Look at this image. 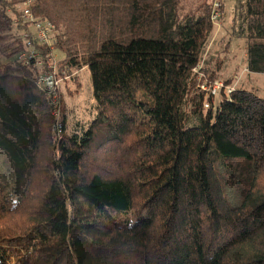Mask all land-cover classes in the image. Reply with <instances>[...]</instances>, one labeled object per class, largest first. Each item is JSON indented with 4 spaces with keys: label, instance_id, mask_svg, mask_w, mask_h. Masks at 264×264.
<instances>
[{
    "label": "trees",
    "instance_id": "1",
    "mask_svg": "<svg viewBox=\"0 0 264 264\" xmlns=\"http://www.w3.org/2000/svg\"><path fill=\"white\" fill-rule=\"evenodd\" d=\"M29 2L55 26L41 65L20 59ZM214 9L0 0V264H264V99L202 88L223 66L200 68ZM232 24L264 74V0H237ZM84 68L96 116L72 133L62 116L57 136L39 77L78 88Z\"/></svg>",
    "mask_w": 264,
    "mask_h": 264
},
{
    "label": "rangeland",
    "instance_id": "2",
    "mask_svg": "<svg viewBox=\"0 0 264 264\" xmlns=\"http://www.w3.org/2000/svg\"><path fill=\"white\" fill-rule=\"evenodd\" d=\"M213 2L215 5H220V17L215 21L214 30L203 51L200 64L201 69L213 68L219 60L218 58H222L223 63L226 64L230 59L228 50L230 52L233 51V53L236 51L238 53V58H242L244 56V50L247 47L244 38L233 37L232 23L235 17L237 0H213ZM222 4L223 11L221 10ZM23 7V5L20 6V8ZM30 30L33 31L32 28ZM16 35L22 36V32ZM229 42L231 43L230 49L228 46ZM76 75L78 76L80 86L77 88L75 82L67 81L60 91V116L57 117V119L66 116L67 131L69 133L76 131L81 132L83 128L90 125L91 121L96 116V101L93 96L91 72L88 68H84ZM201 77L204 81H208L205 74H202ZM235 80H239V75L235 77ZM220 81L224 82L223 80ZM55 132L57 136L61 135L58 133V129H56Z\"/></svg>",
    "mask_w": 264,
    "mask_h": 264
},
{
    "label": "built area",
    "instance_id": "3",
    "mask_svg": "<svg viewBox=\"0 0 264 264\" xmlns=\"http://www.w3.org/2000/svg\"><path fill=\"white\" fill-rule=\"evenodd\" d=\"M22 9V20L23 23L28 24L33 31L22 33V39L25 42L27 50L21 53L20 59L23 60L27 65L31 64L32 60L38 65H41L42 62L40 60V53L34 49L35 42L39 44L51 45L53 43V37L55 34V26L47 21H41L34 16L31 11L32 2L26 3L23 5ZM219 7L218 4L215 5V9L213 11L212 19L215 21L220 17L219 15ZM67 81H71V76L64 73V76H57L56 71L42 74L39 77L38 85L44 91L48 93V97L54 105V115L57 117L60 116V91L63 88L64 84ZM225 87L224 82L220 80L214 81L213 84L205 81L202 85V88L211 93L212 95H217L223 88ZM229 91H233L235 88L233 86L228 87ZM57 129L58 133H62V126L60 123V119H57Z\"/></svg>",
    "mask_w": 264,
    "mask_h": 264
},
{
    "label": "crops",
    "instance_id": "4",
    "mask_svg": "<svg viewBox=\"0 0 264 264\" xmlns=\"http://www.w3.org/2000/svg\"><path fill=\"white\" fill-rule=\"evenodd\" d=\"M228 44L230 49L231 43L229 42ZM228 53H230V59L226 64L223 63L219 73V79L224 82L231 81L230 85L234 88L253 92L264 99V74L251 73L248 70L247 47L244 50V56L242 58H238L236 51L233 53V51L230 52L228 50ZM237 75H239V80H235Z\"/></svg>",
    "mask_w": 264,
    "mask_h": 264
}]
</instances>
